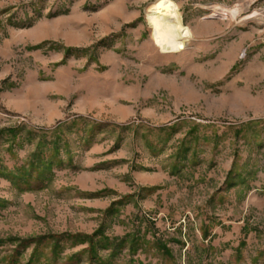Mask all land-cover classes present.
<instances>
[{"label": "rangeland", "instance_id": "374dc122", "mask_svg": "<svg viewBox=\"0 0 264 264\" xmlns=\"http://www.w3.org/2000/svg\"><path fill=\"white\" fill-rule=\"evenodd\" d=\"M159 1L0 0V264H264V0Z\"/></svg>", "mask_w": 264, "mask_h": 264}, {"label": "bare ground", "instance_id": "6f19581e", "mask_svg": "<svg viewBox=\"0 0 264 264\" xmlns=\"http://www.w3.org/2000/svg\"><path fill=\"white\" fill-rule=\"evenodd\" d=\"M221 9V13H219ZM231 14L237 17L239 9L215 8L212 15ZM152 27V38L162 53L179 54L186 49L187 42L194 38L193 31L183 20L179 6L173 0H161L153 5L148 14Z\"/></svg>", "mask_w": 264, "mask_h": 264}]
</instances>
